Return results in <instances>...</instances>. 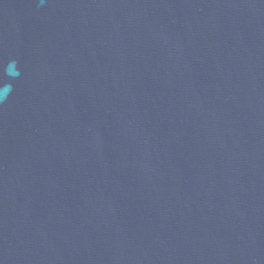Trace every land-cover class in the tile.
<instances>
[{"label": "water", "instance_id": "obj_1", "mask_svg": "<svg viewBox=\"0 0 264 264\" xmlns=\"http://www.w3.org/2000/svg\"><path fill=\"white\" fill-rule=\"evenodd\" d=\"M0 80V264H264V0H0Z\"/></svg>", "mask_w": 264, "mask_h": 264}, {"label": "clouds", "instance_id": "obj_2", "mask_svg": "<svg viewBox=\"0 0 264 264\" xmlns=\"http://www.w3.org/2000/svg\"><path fill=\"white\" fill-rule=\"evenodd\" d=\"M18 62L16 60H10L4 67V73L10 78L15 79L19 76V69L17 67ZM12 91V84L10 82H3L0 80V103H3L8 99Z\"/></svg>", "mask_w": 264, "mask_h": 264}]
</instances>
